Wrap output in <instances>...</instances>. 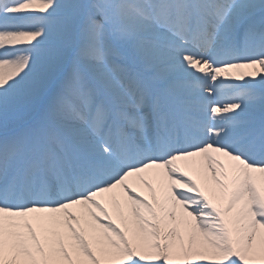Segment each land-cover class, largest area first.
<instances>
[{
    "label": "snow or ice",
    "instance_id": "obj_1",
    "mask_svg": "<svg viewBox=\"0 0 264 264\" xmlns=\"http://www.w3.org/2000/svg\"><path fill=\"white\" fill-rule=\"evenodd\" d=\"M260 73L264 0H0V264H264Z\"/></svg>",
    "mask_w": 264,
    "mask_h": 264
},
{
    "label": "bare ground",
    "instance_id": "obj_2",
    "mask_svg": "<svg viewBox=\"0 0 264 264\" xmlns=\"http://www.w3.org/2000/svg\"><path fill=\"white\" fill-rule=\"evenodd\" d=\"M250 71H252V70H251V69L232 70V71L229 73V76H230V77H234V76H236V75L238 74V72L248 73V72H250ZM260 75H264V73H260ZM245 77H246L247 79L250 78V77L247 76V75H246ZM224 78H225V77H223V76L221 77V79H224ZM246 78H245V79H246ZM256 79H259V75L256 76ZM225 162H226V161H225ZM187 170L189 171V174L193 176L194 179H198L197 173H196L194 170H192L191 168H189V169H187ZM137 190H138V191H141V193H142L143 195H148V190H147L146 188H144L142 185L138 186V187H137ZM208 194H209L210 198H213L212 195H211V193H208ZM213 199H214V198H213ZM102 202H105V203H106V206L109 207V211H110V213H112L113 216H114V218H115V212L113 211L112 206H111L110 204H108V203L106 202V200H105V201H102ZM214 202H215V203H218V204L221 203L220 201H216L215 199H214Z\"/></svg>",
    "mask_w": 264,
    "mask_h": 264
},
{
    "label": "rangeland",
    "instance_id": "obj_3",
    "mask_svg": "<svg viewBox=\"0 0 264 264\" xmlns=\"http://www.w3.org/2000/svg\"><path fill=\"white\" fill-rule=\"evenodd\" d=\"M246 78V77H245ZM247 79V78H246Z\"/></svg>",
    "mask_w": 264,
    "mask_h": 264
}]
</instances>
